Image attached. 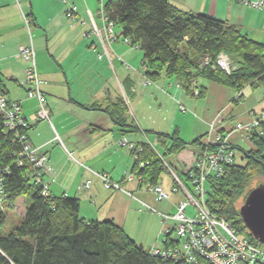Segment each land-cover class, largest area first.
Masks as SVG:
<instances>
[{"label":"crops","instance_id":"1","mask_svg":"<svg viewBox=\"0 0 264 264\" xmlns=\"http://www.w3.org/2000/svg\"><path fill=\"white\" fill-rule=\"evenodd\" d=\"M65 1L76 6V19L68 14ZM65 1L0 0L1 85L10 100L20 102V113L27 120L26 132L32 145L41 147L48 153L52 169L45 173L44 179L48 184L49 194L78 198L79 216L85 219H109L121 226L137 243L150 250L161 240L164 229L173 222L171 219L163 220L161 213H173L176 204L183 197L181 191H171L174 175L185 182L186 172L200 146L187 144L174 154L164 155V147L157 135L154 134L158 142L155 145L151 142V132L142 130L170 133L178 110L182 111L180 107L183 106L182 112H189L197 117H200L197 113H201L199 122L202 127L198 128V123L189 116L192 121L187 124V132L191 136H179L189 143L206 133L205 127H208L220 110L223 116L219 119V127L223 131L228 130L236 121L247 120L250 110L256 115L260 114L264 111V91L257 98L254 90L258 87L246 86L241 91V99L235 103L234 98L238 94L235 90L229 88L231 92L227 91L225 85L210 79L200 69L193 81L198 89L205 88L202 96L187 94L182 82L174 76L163 75L147 82L140 71H124L120 76L114 63L116 57L112 56L111 60L99 58V45L93 47L96 44L95 38L87 35L91 24L89 13L97 22L99 6L106 0H99L98 4L97 0ZM170 1L184 10L225 19L249 37L264 44V8H253L237 0ZM23 14L29 17L28 26ZM29 39L35 50L40 89L49 119L38 117V100L27 97L21 83L26 61L18 56V52ZM128 46V43L120 39L112 44L117 54L125 55L131 61L134 58L135 62V58L140 57ZM260 87L264 89L262 85ZM209 89L215 93L219 108L207 119L204 115L208 111H205L203 103ZM139 90L168 100L172 105V114L147 118L142 108L136 110ZM248 92L249 95L246 96ZM119 98L126 106L125 123L138 126L140 131L130 132L129 126H120L104 109ZM178 128L181 133L183 128ZM122 135L136 142L148 141L158 152L169 178L164 181L161 172L155 182H160L169 192L167 200H156L148 189L147 181H140L135 176L125 178V173L132 171L134 161L129 150L118 143ZM193 135L195 136L191 138ZM166 157L173 158V168ZM93 171L108 173L113 180L120 182L122 189L105 187ZM86 181H89L88 187L84 186ZM135 221L139 225H144L146 221L149 234L148 229L143 227L141 228L145 233L136 231L133 228ZM132 230L137 234H133Z\"/></svg>","mask_w":264,"mask_h":264},{"label":"trees","instance_id":"2","mask_svg":"<svg viewBox=\"0 0 264 264\" xmlns=\"http://www.w3.org/2000/svg\"><path fill=\"white\" fill-rule=\"evenodd\" d=\"M103 10L129 44L142 51L144 76L151 81L174 76L191 94L197 70L235 91L246 86L257 88L264 80V44L243 33L236 25L213 15L184 10L170 0H106ZM226 53L237 64L231 73L219 67L199 65V58L214 61ZM3 87V86H2ZM204 95L205 88H199ZM115 122L125 123L126 106L121 98L104 108ZM27 128H25L26 130ZM24 128L9 131L0 113V169L6 207L18 212L20 221L5 230L6 211L0 210V264H173L153 255L109 219H85L79 216V200L66 195H43L41 185L30 174L25 158L16 162L22 145L16 137ZM155 133L164 147L163 154H174L187 144H201V138L186 142L172 133ZM249 146L241 148L239 160L223 174L207 180L206 204L224 218L240 235L254 237L241 221L236 202L245 198L251 181L264 176V121L249 133ZM144 167L132 170L142 181L155 182L164 170L161 157L148 141H139ZM186 179V178H185ZM195 264H211L199 259Z\"/></svg>","mask_w":264,"mask_h":264},{"label":"built area","instance_id":"3","mask_svg":"<svg viewBox=\"0 0 264 264\" xmlns=\"http://www.w3.org/2000/svg\"><path fill=\"white\" fill-rule=\"evenodd\" d=\"M65 1V0H64ZM253 8H264V0H237ZM67 4V12L72 19H76L74 13L76 6ZM91 16V24L88 26L87 35L93 36L95 42L93 47L99 45L102 52L98 51L99 58L106 55L110 60L112 54L108 51V45L122 37V41L129 43V38L120 36L114 30V23L103 10V4L99 9V16L102 25L99 26ZM24 22L28 26L29 17L23 14ZM82 21V20H81ZM138 47L137 45H134ZM18 56L26 61V66L21 80L25 87L27 97H34L38 100L39 109L37 115L39 118L49 119V112L45 106L43 93L40 89V79L38 77L35 50L31 39L19 49ZM199 65H210L211 68L219 67L226 73H231L237 68V64L232 62L229 56L220 52L212 62L207 56L199 59ZM149 81V80H147ZM264 87V80L262 82ZM197 92V90H194ZM0 113L3 118L4 127L9 130L24 128L21 133L16 132V137L22 145L16 162L22 165V157L27 159L30 165L31 177L41 185V193L48 195V184L44 179L48 168V153L41 147L33 146L29 140L25 128L28 123L25 117L20 113V102L10 100L4 88L1 85L0 77ZM264 121V111L259 115L249 116L245 121H236L226 131L220 129L218 119L211 120L208 130L201 138L200 149L191 167L186 172L185 182L174 175V183L171 191H181L183 197L176 204L175 211L168 213L162 212L163 220L171 219L173 222L168 225L163 232L162 243L165 246H156L150 248V253L170 259L173 264H195L199 259H205L211 264H264V244L257 239L240 235L236 230L222 217L211 211L205 201L207 193V180L212 176H219L224 173L225 168L239 160L240 152L238 150L237 139L248 140V133L253 128H258L259 122ZM119 143L130 151L137 168L144 167L145 162L140 159L141 146L127 136L122 135ZM3 170H7L4 168ZM0 169V210L4 209L5 195L2 186V171ZM107 188L122 189L120 182L113 180L106 172H94ZM137 177L142 181V175L133 170L125 173V178ZM89 186V181L84 183ZM148 189L154 194L156 200L165 201L169 198V192L160 182L147 181ZM193 207L194 212L189 214L187 207Z\"/></svg>","mask_w":264,"mask_h":264},{"label":"rangeland","instance_id":"4","mask_svg":"<svg viewBox=\"0 0 264 264\" xmlns=\"http://www.w3.org/2000/svg\"><path fill=\"white\" fill-rule=\"evenodd\" d=\"M98 3H99V0H97V4ZM100 6H101V4H100ZM100 6H99V8H100ZM95 12H94V14H95ZM89 15H90V13H89ZM96 23L99 26L102 25V20H101L99 14H98L97 22ZM114 30L120 36L122 35V34H120L119 29H118L117 26H114ZM121 38L122 37H120V41H122ZM115 42L116 41L111 42V44L108 45V48L107 49L112 54L113 57H116L115 60H114V63L116 65V67H117L118 74L121 76V74L124 71H134L135 73H137V72L140 71L141 74L143 75V77L146 79V82H147V80L150 81V79H148L146 76H144V74H143L144 67H143L142 63H140V58L142 56V51L138 47H133V45H131V44L128 43L130 45L128 47L133 50V52H134L135 55H137V56L139 55V57H140V58H137V59L135 58V62H134V58L131 61V60L127 59L128 57H126L125 55L122 56V55H119V54H117L115 52V50L112 47V44L115 43ZM98 49H99L98 51L102 52V48L100 46H99ZM103 59L110 60L109 58L106 57L105 54H103ZM142 82H144V80H142ZM229 88L233 89L232 87H229V86H226L225 87V89H227V91H230ZM192 89L193 90H192L191 94L198 96L200 89H198L195 84H193ZM194 90H197V92H195ZM254 91H255V95L257 96V98H260L261 97V94H262V91H264V89L262 87H260V88L258 87ZM236 92L238 94H237L236 98H234V102L235 103H237L241 99V97H240L241 96V91H236ZM137 94H139V96H138L139 101H137L138 106L135 105L136 106V110L139 109V108H142L143 109V112L146 114L147 118H150L149 116H152V115L156 117V116H165L167 114H172V112H170L171 109H172V105H171V103L168 100H166V99L163 100L162 98H160L161 96L155 95L153 93L145 92L144 90H139V92ZM247 95H249V92L246 94V96ZM154 96H158V97H154ZM203 107H204V109H205L206 112L208 111V113L204 115V118H207V119L211 118L214 115V113L217 112V110L219 108L217 106V101H216L215 93H213L210 89L206 93V98L204 99ZM180 108H181L182 111L184 110V107L183 106H181ZM199 110L202 111V108H199ZM212 110H214V111H212ZM182 111L178 110V114L176 116V121H175L174 126H173V129H172V131H170V133H172V132L175 131L178 136L185 138V136H191L190 135L191 133L189 131L187 132V130H188V125L187 124H190V120H191L189 116H191L193 118L192 119L193 121H196L198 123L197 126H198V128H200V127H202V125L199 122V118L201 117V113H199L197 111L198 112L197 114L200 116V117H197L195 115L190 114L189 112H182ZM221 112H222L221 110L218 111L216 113L215 117H214L215 120L218 119V122H219V119L223 116V114ZM248 113H249L248 116H252L253 114L256 115L255 112H252L251 110L248 111ZM157 119H160V118H157ZM178 126H180L181 128H183V131L181 133H180V129L178 128ZM208 127H209V125H208ZM208 127L207 128L205 127L204 131L205 130H208ZM154 134L155 133H151V135H152V136H150V138L152 140L151 142L153 144H155V145H158L157 144L158 142L156 140L157 137ZM194 136L195 135H193L191 138H193ZM132 137H134V135H132ZM248 138H249V135H248ZM238 139H240L239 142H238V145H237L239 151H241V148L246 149L249 146V144H250L249 143V139L248 140H244L243 138H239V137H238ZM134 142L137 145H139L138 142H136V141H134ZM118 143H119V139H118ZM119 145H121V144L119 143ZM121 146H123V145H121ZM132 158H133V155H132ZM166 160L170 162L171 167L173 168V158L172 157H166ZM133 161H134V158H133ZM47 163H48L47 164L48 165V168H50V170H51L52 167H51L50 163L48 161H47ZM134 163H136V161H134ZM94 172H96V171H94ZM162 177L164 178V181H167L168 180L169 173L167 171V168L162 171ZM259 184H264V176H257V177H255L251 181L250 188H252L254 186H257ZM243 200H244V198H242V197L237 200V202L235 204L237 208H239V206L243 203ZM3 206L5 207L4 210L6 211L5 230H7L10 227H12L13 225H16L20 221L21 216L18 214V212L12 211V210L8 209L6 207L5 202L3 203ZM188 212H189V214L193 213L194 212L193 207H190L189 206L188 207ZM135 224L136 225L133 228L136 231H139L140 233H145L144 230L141 227L147 228L146 221H144V225H143V223H141V225L137 224V221H135ZM147 229H148L147 231H148V234H149V232H150L149 230L150 229L149 228H147ZM136 231H133L132 230L133 234H137ZM163 232H162V236H163ZM165 244H163L162 243V240H160V241H158V243L156 244V246H158V247L163 246L164 247Z\"/></svg>","mask_w":264,"mask_h":264},{"label":"water","instance_id":"5","mask_svg":"<svg viewBox=\"0 0 264 264\" xmlns=\"http://www.w3.org/2000/svg\"><path fill=\"white\" fill-rule=\"evenodd\" d=\"M238 211L251 235L264 244V184L254 186L248 191Z\"/></svg>","mask_w":264,"mask_h":264},{"label":"bare ground","instance_id":"6","mask_svg":"<svg viewBox=\"0 0 264 264\" xmlns=\"http://www.w3.org/2000/svg\"><path fill=\"white\" fill-rule=\"evenodd\" d=\"M133 47H135V46L133 45Z\"/></svg>","mask_w":264,"mask_h":264}]
</instances>
